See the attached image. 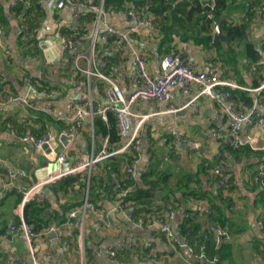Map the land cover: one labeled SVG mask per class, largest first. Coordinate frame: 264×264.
<instances>
[{
    "label": "crops",
    "instance_id": "1",
    "mask_svg": "<svg viewBox=\"0 0 264 264\" xmlns=\"http://www.w3.org/2000/svg\"><path fill=\"white\" fill-rule=\"evenodd\" d=\"M19 1L0 0V264L21 260L27 264H264V192L252 178L253 171L264 160V155L249 152L235 156L227 150L223 153L234 184L230 190L233 201L225 209L228 239L211 231L213 223L205 209L208 204L206 199L175 185L179 177L194 175L197 164L202 160L214 159L219 146L231 142L230 118L228 113L222 111L225 98L219 93L217 99L199 96V112L195 113L191 106L186 105L198 93V86L194 84L188 92L182 88L175 90L171 101L177 108L175 111H169L165 101L136 100L130 108V122L133 126L140 118H145V130L141 132L139 149L131 164L135 171L133 187L135 184H145V174L149 178L168 176L167 184L158 185L154 197L157 204L166 197V201H169L167 204L171 203L174 208L172 241L152 224L154 218L163 215L166 208L158 215L143 213L144 217L149 216V221L141 226L127 218L120 203L121 192L117 190L120 185L118 180L126 177L128 167L122 160L116 171L112 169L110 173V180L116 182L112 191L98 186L94 192H90L88 176L92 171L98 172L99 176L104 175L100 167L107 158L96 163L90 172L68 175L80 174L65 188L55 191L53 184L57 181L45 187L46 198L33 201L47 202L48 206L42 216L49 226L34 229L36 235L30 241L12 234L6 227L19 213L21 189L37 180L35 171L44 160L58 162L57 156L62 153L66 157L64 162L72 167L79 162L81 154L88 155L97 151L100 138L104 135L95 134L94 119L98 114L91 116L86 113L77 123L72 119L73 112L67 106L70 99L87 91L89 80L93 100L97 103L106 102L107 84L93 74L88 75L89 70L100 68L104 73V69H107L108 75L120 85L124 94L129 95L135 90L138 77L133 52L145 55L147 71L153 76L161 72L162 56L174 53L184 57L198 70L208 71L212 64L216 65L217 77L225 80L230 89L237 88L246 92L250 99L246 103L237 98L235 109L250 108L257 95L255 88L260 83L259 64L264 55V16L261 14V5L255 6V14L242 33L247 38L215 40L214 25L219 17L213 21L210 40L197 42L176 34L164 44H160L153 23L146 25L136 17L119 13L118 10H105L99 28L104 29V25L109 24L116 33L95 57L91 55L90 42L95 20L87 21L82 15L75 19L74 12L79 9L77 5L67 2L61 8H48L43 1L36 0L42 6V14L32 36L27 37L23 28V25L27 26L24 17L14 10ZM247 6L236 0L228 12L223 14L226 22L247 20V17L243 18ZM87 9H82V13ZM151 16L143 14L141 17L152 19ZM129 26L135 29L129 34L130 42L126 43L119 33ZM222 26V33H229ZM71 33L75 34L78 41L72 48H65L63 38ZM247 40L253 45L256 60L246 49ZM101 61L105 63L102 66ZM38 82L46 85L43 89H37L54 90L52 105L44 112L48 116L47 120L25 104L5 100L7 93H15L42 104L47 97L30 88V84ZM261 112L264 115V92ZM171 127L180 133L183 140L176 141L166 133ZM28 131L38 137L50 132L51 137L45 142L48 144L47 149L42 147L37 150L31 143L21 142L15 135L16 132ZM238 137L253 151L264 152L263 127L245 124ZM189 139L199 142V146L193 147ZM120 144L119 139L111 143V147ZM2 165L23 169L27 176H16L9 180L6 178L5 166ZM57 170L61 169L57 167L50 171ZM198 176L199 181L195 183L197 189L216 192L215 183H211L203 173ZM190 187H194L192 182ZM85 196L96 206V211L79 210ZM66 202L75 205L65 211ZM73 209L78 210L82 224H75L74 218L69 216ZM105 215L109 220L108 225L105 223ZM62 217L66 219L62 220ZM188 219H191L192 228L183 234L180 224ZM36 223L34 221L30 224L34 228ZM76 230L77 236L74 235ZM202 234L211 236L217 245L227 240L230 248L223 251L222 256L217 254L214 259H209L202 248L198 252L193 248ZM261 245L263 249H260ZM120 246L123 248L119 251H125L124 254L120 258L116 255L113 259L110 251Z\"/></svg>",
    "mask_w": 264,
    "mask_h": 264
},
{
    "label": "built area",
    "instance_id": "2",
    "mask_svg": "<svg viewBox=\"0 0 264 264\" xmlns=\"http://www.w3.org/2000/svg\"><path fill=\"white\" fill-rule=\"evenodd\" d=\"M43 1L45 6L48 8H61L67 2H72L74 5H77L79 9L74 12V18L78 19L82 14V9L88 8L96 12L95 17V27L90 35L91 42V55L97 57L104 49L105 43L113 34L116 33L114 27L109 24L104 25V29H100V23L102 17H104L106 11L103 7V0H99L98 3L95 0H38ZM26 6L29 5V0H23ZM210 6L213 7V0H210ZM119 13H126L128 15L134 16L139 19L140 23L146 25H152V21L149 18H142L138 15L134 9L129 8L128 10L118 9ZM212 17V14H209ZM24 33L27 37L32 36V32H29L26 25H23ZM135 29L134 26H129L124 32L119 33L120 37L126 43L130 42L129 34ZM78 41L75 34H68L63 38L62 44L65 48H72L75 43ZM9 53L8 51H6ZM78 57H76L75 61ZM133 59L136 64L138 77L137 85L135 90L129 95H125L120 85L114 81V79L103 73L100 68H96L93 71L89 70L88 75L93 74L98 80L104 81L106 85L105 89V98L106 102L100 103L95 102L91 96L90 89L91 83L90 80L87 82V91L80 92L73 99H70L67 103V106L73 112L72 119L77 123L80 121L84 114H98L103 120L108 123V113L111 112L115 118V127L117 129V134L121 140V144L118 147H111L110 137L108 134H104L100 138V143L97 151H92L90 154H81L79 157V162L72 166L68 167L66 170H57V171H48L46 176L42 180H35L31 182L27 187L21 189V202L19 207V213L17 218L11 220L7 223V231L12 234L22 237L30 241L35 235V230L33 225L28 223L23 216V209L25 204L33 200H43L46 198L45 187L51 185L52 183L67 177L70 174H77L81 171L90 172L92 167L103 161L105 158L112 154H119L124 151H133L137 152L140 145V135L141 132L145 130V118H140L138 123L133 126L130 122V108L134 101L142 100L144 102L148 101H165L168 103V110L175 111L177 108L171 103L174 97V92L177 88H182L184 92H188L192 84L198 86V93L194 95L186 105H189L193 108V111L199 112L197 107V97L206 96L210 99H217L218 93L225 98L224 103L222 104V111L228 113L230 118V130H231V143L233 145L241 144V140L238 137V133L243 127V125H256L264 128V115L261 112V107L263 105V92H264V55L260 60L259 72H260V83L255 88L257 95L255 96L252 106L246 110H236L235 109V100L231 98V93L229 90H226L222 87H229V84L222 79L217 77L218 68L216 65H211L208 71L198 70L193 67L192 63L185 60L184 57L179 56L174 53H167L162 56L160 60V69L161 72L157 76L151 75L146 68V57L141 52H133ZM104 61H101V66L104 65ZM235 86V85H234ZM233 86V87H234ZM231 87V86H230ZM30 88L38 93H42L47 100L42 104L31 101L27 96L7 93L5 100L7 102H18L27 105L33 111H48V108L52 105L51 98L53 97L54 90H39L37 89L36 84H30ZM222 88V89H221ZM235 88V87H234ZM217 89H220L219 91ZM219 116V115H218ZM166 133L171 135L174 140L180 141L183 140L180 133L175 128H168ZM16 137L21 142H28L33 145L37 150L42 148V144L48 142L51 133L47 132L45 135L38 137L31 132L18 133L16 132ZM190 144L197 148L199 142L195 140H190ZM215 158L217 162L212 167V172L216 177L215 184L217 186L225 187L230 178V174L223 170L221 154L216 152ZM59 163H63L66 160L64 154L57 156ZM1 165V163H0ZM5 166L6 178L11 180L16 176L26 177L27 174L23 169H13L8 165ZM126 177L129 180H135V171L133 166L128 165L126 168ZM253 181L258 185L264 187V160L260 162L257 166L256 172L253 174ZM131 186H117V190L121 192V195H126ZM205 209L210 212L209 205H205ZM81 211L85 212L86 210L96 211V206L90 202L87 196L84 197L82 204L80 205ZM134 206L132 204L124 207V211L129 220H133L137 225H144L149 221L148 217H144L143 214L134 217L133 214ZM78 210H71L69 216L74 218V223L79 225L82 224V220L78 217ZM175 212L171 203L167 204L166 211L163 212V215L160 217H155L153 226L162 232L167 239L170 241L174 238L173 229L171 228V221L174 218ZM148 218V219H147ZM105 223L109 224L107 215H105ZM150 224V223H149ZM211 231H214L218 236H221L225 239L229 238V233L226 228L211 224ZM205 239L209 238V235H204ZM129 244V243H128ZM123 247L112 249L110 251L111 257L114 259L117 255V252ZM260 249H263V246H260ZM12 264H27L25 260L14 262ZM36 264V262H34Z\"/></svg>",
    "mask_w": 264,
    "mask_h": 264
},
{
    "label": "trees",
    "instance_id": "3",
    "mask_svg": "<svg viewBox=\"0 0 264 264\" xmlns=\"http://www.w3.org/2000/svg\"><path fill=\"white\" fill-rule=\"evenodd\" d=\"M210 0H103V7L105 10H128L129 8H134L135 12L139 15L147 14L152 15V23L156 28V34L159 38L160 44H164L170 40L173 35H183L184 37H190L197 42H203L211 39V29L214 20H217L224 13L228 12L230 5L234 4L236 0H213V7L208 3ZM241 5H248L245 14L247 20L242 19L239 23L223 22L222 28L227 32L232 33L236 32L242 34L245 32V29L248 27L249 20L255 14V6L261 5L260 10L261 14L264 16V0H240ZM96 3L99 0H95ZM240 4V3H239ZM14 10L18 14H22L24 17V22L27 24V29L29 32H32L38 24L39 16L42 14V6L36 3V0H32L31 4L26 6L23 0L17 2L14 6ZM212 14V17L209 16ZM85 20L93 21L96 17V12L90 9L85 10L82 14ZM115 34H113L114 36ZM110 38V37H109ZM248 41V40H247ZM246 49L249 55L256 60L257 55L254 51L253 45L250 41L246 42ZM105 74H109L107 69H104ZM35 81L34 79H32ZM39 89H43L46 85L44 82L36 83ZM226 90H229L231 93V98L237 100L239 98L243 102L250 101L249 97L246 95V92L239 89H230L229 87H222ZM221 88V89H222ZM45 120L48 119V116L43 111H37ZM108 123H106L99 115L95 116L94 126L95 134H105L108 133L110 136V142L116 143L119 140L117 134V129L115 127V118L111 112L108 113ZM118 146V145H115ZM230 151L235 154V156L241 155L243 153H258L259 155H264V152L253 151L249 145L241 143L239 145H233L230 141L225 143L223 146H219L217 152L221 154L223 170L229 173V170L226 166L224 151ZM136 158V153L133 151H124L119 154H112L107 157L104 161L103 166L100 167L104 175L99 176L98 172H90L88 176V188L90 192H94L95 188L101 186L106 188L107 191H112L111 188L116 184L113 180L111 181V170L118 168L119 161L125 162L126 165H131ZM110 160V161H109ZM109 161V162H108ZM217 162V159L211 160H202L197 164L194 175H185L183 178L175 182V185L178 188L188 189L189 193L198 195L206 199L208 202L210 212H208V217L213 224L222 226L229 230L228 228V217L226 215L227 208L230 207L233 199L230 195V190L233 189L234 184L232 181V175L228 180V183L225 187L217 186L216 192L211 193L204 190H199L195 187V183H198L199 174L203 173L207 176L211 183L216 182V177L212 172V167ZM256 172V170L253 171ZM80 175V174H79ZM77 176H67L56 183L53 189L58 191L62 188L67 187L73 180L79 177ZM85 176V175H84ZM253 176V175H252ZM168 176L162 175L154 178H149L148 174H145L143 177V186H138L135 184L133 187L134 180H129L127 177H124L122 180H118L119 184L122 187L131 186L126 195H120V203L123 207H126L129 204L134 206L133 214L134 217L144 214L158 215L165 208L169 201H166V197L162 198V202L157 204L155 202L156 198L154 197L155 189L160 184H167ZM191 182L194 187H190ZM261 190L264 192V187L260 186ZM75 204L66 202L64 204V210L69 211L71 206ZM46 201H30L24 206L23 214L24 218L28 223L37 222L34 226V229H38L41 226L48 227L49 223L44 220L45 208H47ZM37 219V220H35ZM65 220V217L61 218ZM191 219L185 220L180 224V229L183 234H187L192 228L190 225ZM43 224V225H41ZM206 231V230H205ZM74 235L77 236V230L74 232ZM221 244H216L211 236L208 239H205L204 235L200 236L198 243L193 247L195 251H199L202 248L203 253L209 259H214L218 254L219 257L222 256L223 251L230 248V244L227 240H222ZM125 251H119L117 256L120 258L121 254H124Z\"/></svg>",
    "mask_w": 264,
    "mask_h": 264
},
{
    "label": "water",
    "instance_id": "4",
    "mask_svg": "<svg viewBox=\"0 0 264 264\" xmlns=\"http://www.w3.org/2000/svg\"><path fill=\"white\" fill-rule=\"evenodd\" d=\"M226 19V16L223 15L221 16L215 23L214 25V39L218 40V39H224L226 41H229L233 38H238V39H242V38H247V35L244 33L242 35L236 33V32H232V33H222L221 31V26L223 21ZM232 138V136H231ZM42 147L44 149H47L48 144L47 143H43ZM59 167L61 170H66L69 167L68 163H58L57 161L55 162H51L48 160H44L41 164V166L36 169L35 173H36V177L37 180H42L45 178L46 173L54 168ZM51 233L53 234V231H51Z\"/></svg>",
    "mask_w": 264,
    "mask_h": 264
}]
</instances>
